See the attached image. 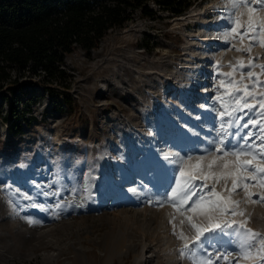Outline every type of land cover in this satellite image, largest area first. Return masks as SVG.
<instances>
[{"label":"rangeland","instance_id":"1","mask_svg":"<svg viewBox=\"0 0 264 264\" xmlns=\"http://www.w3.org/2000/svg\"><path fill=\"white\" fill-rule=\"evenodd\" d=\"M149 5L156 16H144L136 8L94 47L75 46L65 55L66 109L27 119L24 129L16 123L5 136L0 129V264H169L170 256L160 250L166 233L155 231V225L165 211V194L177 181L198 193L193 200L203 196L204 207L188 212L177 197L171 205L176 213L187 211L201 228L209 227L208 216L213 224L223 221L230 227L222 225L223 231L204 233L197 241L196 230L182 218L185 238H174L173 254H186L184 247L190 244L193 264L206 261V249L232 256L229 264H264V201L253 202L264 197V172L254 171L264 168V46L259 42L264 41V7L259 0L238 8L230 0H192L186 10L173 14L152 0ZM216 5L219 15L212 10ZM220 24L227 27L226 37L204 35ZM210 39H216L213 48ZM227 123L234 124L233 140L241 139L240 145L214 140L208 152L186 157L167 147L177 137L188 150L217 130L225 136ZM167 133L169 142L162 146L168 138H160ZM233 153H240L239 159ZM244 161L252 167L241 169ZM35 166L55 171L56 191L36 193L30 176ZM158 169L171 173L161 194L146 176ZM27 175L24 203L15 186ZM88 183L91 197L100 202L106 196L99 206L91 204ZM72 193L77 202L66 199ZM228 201H238V207ZM214 204L234 208L237 215L212 212ZM169 219L165 217V225L171 227ZM248 229L259 236L252 237ZM144 234L151 247L146 255L153 254L145 261L136 259L142 255ZM126 243L136 248L120 254Z\"/></svg>","mask_w":264,"mask_h":264},{"label":"trees","instance_id":"2","mask_svg":"<svg viewBox=\"0 0 264 264\" xmlns=\"http://www.w3.org/2000/svg\"><path fill=\"white\" fill-rule=\"evenodd\" d=\"M151 0H0V74L12 65L30 64L41 67L50 81L57 80L68 87L69 74L59 65L75 46L85 50L94 47L110 29L122 25L136 8L144 16L154 17L157 12L149 5ZM158 7L173 14L186 10L192 0H152ZM52 94L57 90L49 87ZM64 89L61 90L63 92ZM22 94V91H21ZM63 92L53 101V110L67 106ZM21 101L12 97L10 130L20 121L28 124L24 110L13 105ZM31 99H26L27 107ZM18 118V119H17Z\"/></svg>","mask_w":264,"mask_h":264},{"label":"bare ground","instance_id":"3","mask_svg":"<svg viewBox=\"0 0 264 264\" xmlns=\"http://www.w3.org/2000/svg\"><path fill=\"white\" fill-rule=\"evenodd\" d=\"M212 10H213L215 15H219L220 14V10L218 8V5H216V8H213ZM212 21L213 22L216 21V23H221L222 22V20L219 19V16H217L215 18V21L214 20H212ZM225 29H227V27H223V24H220V26H218V27H214L212 25L210 28L206 29V32L204 33V35H207L209 37L218 38L220 40V39H223L224 36L225 37L227 36V34L225 32H223V31H225ZM208 44L210 45V43H208ZM211 44L212 45H210V46L215 47L214 44H216V43L213 42ZM204 45H205V43H204ZM218 48L221 49L222 47H218ZM203 53L204 54L206 53L208 55L209 51L206 50ZM191 59H192L191 54H187L186 63L190 64L191 69H189V72L191 74H193V71H192L193 63L191 62ZM189 79L192 81L193 78H189ZM224 128H227V132H226L227 135L225 134V136L223 135L222 137H220L221 134H218L219 131L217 130L216 133H215L216 136H212L211 135V137H206L204 142H201L200 144L192 147L191 149L190 148L188 150L187 149H183L184 140H183L182 137H177V140L172 142L171 145L168 144L167 147L169 149H171V150L179 149V151H181L180 152L181 156H183V157L185 156L186 157L188 154H193V153L203 152V151L204 152H208L209 149L212 146V141H214V140L216 142H219L223 146L227 142H232L235 146L240 145L241 142H242L241 139H236L235 138V140H233L234 139L233 138L234 137L233 136L234 135V124L227 123ZM222 129H223V127H222ZM168 136H169V134L167 133V135H164L160 139H162V142H163V140L168 138ZM221 141H223V143H221ZM167 142H169V138L166 139L162 143V146L167 145L166 144ZM212 148H214V147H212ZM239 148H240V146H239ZM175 157H176V155H172L169 158H175ZM169 167H171V165ZM30 171H31V175L30 176H32V178L35 181V191H36L37 194H40V193L48 194L50 189H52V191H56V189H53V182H52L53 181L52 179H53V177L55 175V171L54 170L47 169V168L46 169L45 168H40L39 169V168H37L35 166L32 169H30ZM146 176L148 177L150 182L153 184V186L157 189V190L155 189L157 194L158 193L161 194L163 192L162 191V188L164 187L163 184L166 182L167 179L171 178V173L168 172V173L164 174L161 170L158 169L157 171H154V172H147ZM28 177H29V175H27V177L25 179L21 180L19 182L18 186H15V188H17L19 190V192L24 195V197H25V202L24 203H26L28 201V198H27V196L25 194V192L29 191V189L27 188V179H28ZM138 181L139 182H146L143 178L139 179ZM45 184L48 185L49 188H45L44 187ZM87 186H88L87 190H88V193H89L90 198H91V204L94 205V206H99L101 204L102 200H104L106 196L103 195L101 201L100 202L97 201L96 199L91 197L92 184L88 183ZM77 198H78V196L76 194H73V193L68 195V196H66V199L68 201H73V202H77ZM163 201L165 203V211H164V214L162 215L161 219L159 220V222H157V224L155 225V231H159L161 229V230H164V232L166 233V237L164 238L163 247L160 250H164L165 251V255H169L170 256L169 264H177L178 260L180 261L179 264H193L192 263L193 255L191 254V253H193V251L190 252L187 249V248H189L191 246L190 244H187V247H184L187 250L186 254L185 253H183V255H182V253H180L179 255L173 254V252H174L173 251L174 238H176V239H178L180 241L182 240L180 238V236H179V234L181 233V231H180V225H181L180 221L182 220V218L187 220V218L189 217L188 213H187V211H184V210H181L179 213H176L175 210H173V208L171 207V205L173 204V200H163ZM23 205L20 206V210L23 209ZM33 212L36 213L43 220L46 219V214L45 213L39 212L37 210H33ZM165 217H169L170 218L169 220H171V227H168V226L165 225ZM173 217L175 219H173ZM163 226H166V227H163ZM144 239L145 240L142 243V255L138 256L136 254V259H142V260L145 261L146 259L151 258L153 256V254L146 255L147 251H151V247L146 242V235L145 234H144ZM124 245L126 246V249L125 250H120V254H122L123 252H126L127 249L130 246H132L134 249L136 248V245L132 244V243H126ZM202 253H203V256H204L206 261H207V259H211L212 264L213 263L214 264L222 263L221 262L222 259H224V262H225L224 264H229L230 261H231V258H232V256L226 255V253L225 254H219L217 251L213 252V249H206ZM154 255L158 256V254H154ZM224 257H227V259H225Z\"/></svg>","mask_w":264,"mask_h":264},{"label":"built area","instance_id":"4","mask_svg":"<svg viewBox=\"0 0 264 264\" xmlns=\"http://www.w3.org/2000/svg\"><path fill=\"white\" fill-rule=\"evenodd\" d=\"M59 66L65 70L64 61ZM63 86L64 84L57 80L50 81L46 76V71L40 66L35 69L30 64L8 67L6 74H0V129L4 131V136L10 131L15 117L10 115L13 95L21 99V101L14 100L13 105L24 110L25 115L40 120L44 117L43 115L51 111L55 98L63 96L61 92L64 89ZM49 87L57 90L55 92L58 94H52ZM28 98L31 102L26 107L24 102ZM20 122L23 129L28 126L24 121Z\"/></svg>","mask_w":264,"mask_h":264},{"label":"snow or ice","instance_id":"5","mask_svg":"<svg viewBox=\"0 0 264 264\" xmlns=\"http://www.w3.org/2000/svg\"><path fill=\"white\" fill-rule=\"evenodd\" d=\"M230 2L232 3V6L233 8H238V7H241V6H245L247 7L249 4L252 3V0H230ZM260 2V5L262 7H264V0H259ZM251 11V9H250ZM237 24L239 23L238 21L236 22ZM251 19L249 21V25L251 26ZM233 32L236 31L235 28L232 29ZM259 31V29L257 30V32ZM241 36L245 35V33H240ZM253 39H258V35L256 37H253ZM261 43V46H264V41H259ZM250 48L246 49L245 51H249L250 52ZM237 51H240V49H237ZM237 63H241L240 61H237ZM262 69H264V65H261L260 66ZM252 74L249 73V76H251ZM245 107H248L247 104L244 105ZM261 107H264V104L261 105ZM224 114L221 113V116H223ZM238 119H241V118H238ZM249 123H253L255 124V121H249ZM223 127V126H222ZM243 127L247 128L248 127V124L245 123L243 125ZM261 131H264V128H261ZM249 136H251L252 134L249 133L248 134ZM247 139V138H245ZM261 139H264V137H261ZM221 143H223V141H221ZM249 147H251V145H249ZM262 148H264V145L261 146ZM216 152H223V155L224 156H227L229 153L227 151H225L223 148H217L215 149ZM245 155H247V153H244ZM233 155H235L237 157V159H239V156L241 155L240 153H233ZM261 155H264V151L261 152ZM216 160H220L222 159V157H219L217 156L215 158ZM213 163H215V160L213 161ZM225 167H227V165L225 164L224 165ZM209 168L212 167V164H209L208 165ZM252 167V164H251V161H244L241 163V169H248ZM254 171L256 172H264V168H259V169H254ZM181 175H186L182 170H181ZM255 177H252V179H254ZM245 179H248V178H245ZM232 184H233V189L232 191H235L236 187L238 186L237 185V180L236 179H233L232 180ZM261 186H264V185H261ZM201 187H206V185H202ZM245 187H247V185L245 184ZM211 193L215 194V189L212 188L209 190ZM198 193L196 191H193L191 187L189 188H186L184 185H181L179 183V181H177V185L175 187H172L170 192L166 193L165 194V198L166 200H175L177 197H180L179 199V205L180 206H184V205H187V211L188 212H193L195 211L198 207L199 208H203L204 206L201 204V201L204 200V197L203 196H200L197 200H193L192 198L194 196H197ZM218 200H223L222 197H218ZM260 201H264V197H258V200L256 201H253L254 203H257V202H260ZM190 202V203H189ZM228 203L238 207V204L239 202L238 201H228ZM174 207H176L177 205L174 204L173 205ZM212 212H217V213H220V214H228V213H231L232 215H237V212L234 210V208H230V207H227V206H224V207H221L219 204H214L212 206V208L210 209ZM239 215H243V213H239ZM173 219H175L173 217ZM208 219H209V227H206V228H201L200 226H198L196 223L193 222V219L191 216H189L187 218L188 220V224L190 225L191 228L195 229L196 230V235H195V239L197 241L200 240V237L204 235V233H207V232H212V231H215V230H220V231H223V226L222 225H225V226H229L230 225H226V222H215L214 224L212 223V220H213V217L212 216H208ZM31 222V221H30ZM180 224L183 225L184 224V221L181 220L180 221ZM247 232L252 236V237H257L259 236L258 233H254L252 232L250 229L247 230ZM180 238L181 239H184V234L183 232L180 233ZM185 247H187V245H185ZM260 251L264 252V241L261 242V248H260ZM183 255V253H182ZM219 258V257H218ZM225 259H227V257H224ZM245 259H248L250 258L249 255H245L244 256ZM203 264H212V261L211 259H208L207 261L203 262Z\"/></svg>","mask_w":264,"mask_h":264}]
</instances>
